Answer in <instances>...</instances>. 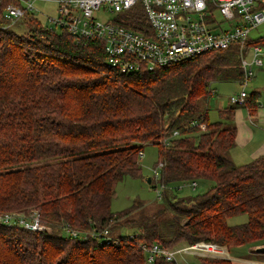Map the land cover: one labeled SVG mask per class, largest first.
<instances>
[{
    "label": "trees",
    "instance_id": "16d2710c",
    "mask_svg": "<svg viewBox=\"0 0 264 264\" xmlns=\"http://www.w3.org/2000/svg\"><path fill=\"white\" fill-rule=\"evenodd\" d=\"M10 3L20 4L0 0V214L37 210L43 229L1 222L0 264H176L147 263L141 246H264V156L234 163L240 106L219 108L216 121L205 107L212 83L242 79L236 48L122 73L108 66L102 40L49 30L30 11L12 22L24 31L13 30L3 16ZM128 14L125 27L148 31L138 8ZM256 41L264 36L249 40ZM257 97L248 93L247 113H255ZM146 143L163 161L162 197L113 212V186L142 176ZM200 179L213 183L178 194L179 184ZM237 214L247 221L228 224Z\"/></svg>",
    "mask_w": 264,
    "mask_h": 264
},
{
    "label": "built area",
    "instance_id": "2783aa9c",
    "mask_svg": "<svg viewBox=\"0 0 264 264\" xmlns=\"http://www.w3.org/2000/svg\"><path fill=\"white\" fill-rule=\"evenodd\" d=\"M20 4L10 3L3 11L9 21L23 17L25 11L38 12L35 4L39 1L56 4V17H49V30L64 29L68 33H77L82 37L102 40L107 64L122 73L141 69L152 70L174 64L188 57L204 52L237 49L240 67L243 70L239 81L241 90L229 96V103L243 106L246 101L245 90L253 77L252 66H261L264 56V42L250 43V33L264 26V0H18ZM138 8L142 13L148 31L139 32L125 27L123 19L128 12ZM114 14L113 18L101 19L97 14ZM218 15L220 18H218ZM263 35L258 34L261 40ZM215 92L208 88V96ZM178 135L175 130L169 135ZM162 143L168 145V138ZM139 156L142 151H139ZM163 161L153 168L154 188L157 199L162 197L164 184L159 182ZM196 186V181L181 183ZM179 184V185H181ZM12 226L16 223L28 231L43 229L37 210L30 213L5 212L0 214V223ZM75 236L76 231L69 228ZM103 232H106L104 229ZM132 236H129V238ZM146 253V262L163 258L176 264H190L178 261L176 256L194 255L199 257L230 258L226 247L211 241H197L178 248L161 247L157 243L142 245Z\"/></svg>",
    "mask_w": 264,
    "mask_h": 264
},
{
    "label": "rangeland",
    "instance_id": "374dc122",
    "mask_svg": "<svg viewBox=\"0 0 264 264\" xmlns=\"http://www.w3.org/2000/svg\"><path fill=\"white\" fill-rule=\"evenodd\" d=\"M56 4L53 2H42L39 1L35 4L38 12L35 13L36 17L41 21L43 25H49V17L55 18ZM101 19L113 18L114 14L102 13L99 10L97 14ZM218 18L220 16L218 15ZM11 28L15 31L22 32L23 26L12 23ZM60 31L61 29H57ZM258 34L264 36V26H261L259 31H252L250 33V39H257ZM263 63L261 66H252L254 69L253 77L248 81L245 88L247 94L255 91L258 93V107L264 105V56L262 58ZM215 92L207 97V102L205 103L206 111L209 120L216 121L219 119V108L228 106L229 96L238 93L241 90V83L237 81H218L212 83ZM244 113L246 111L245 107H238ZM257 125V124H256ZM141 165V177H125L122 180L116 182L113 186L114 194L112 196L110 205L113 212H119L124 208L129 207L134 201L139 200L145 203L154 202L157 199V189L152 187L154 181L151 183L147 181V178L153 180V168L158 165L161 161L158 158V147L152 143H146L142 149V155L139 156ZM213 182L210 180H198L196 181V186L191 188L189 184L178 185L179 195L188 196L197 193L205 192ZM170 190V188L168 189ZM154 205L150 206L153 208ZM247 221V216L244 214H237L228 218L227 222L231 225H236L237 223H244ZM178 244L175 246L179 249ZM230 258H225L236 264H264V253L257 252L254 247L248 245H242L232 248H226ZM178 261H183V259L190 264H198V258L192 255H184L183 258L179 255L176 256Z\"/></svg>",
    "mask_w": 264,
    "mask_h": 264
},
{
    "label": "crops",
    "instance_id": "0c3cea01",
    "mask_svg": "<svg viewBox=\"0 0 264 264\" xmlns=\"http://www.w3.org/2000/svg\"><path fill=\"white\" fill-rule=\"evenodd\" d=\"M254 112L243 113L238 107L234 111L235 146L229 151V157L236 164L248 163L257 156H264V105L257 107Z\"/></svg>",
    "mask_w": 264,
    "mask_h": 264
},
{
    "label": "water",
    "instance_id": "95a60500",
    "mask_svg": "<svg viewBox=\"0 0 264 264\" xmlns=\"http://www.w3.org/2000/svg\"><path fill=\"white\" fill-rule=\"evenodd\" d=\"M147 181L150 182V178L149 177L147 178ZM255 250L257 252L264 253V246H258V247L255 248Z\"/></svg>",
    "mask_w": 264,
    "mask_h": 264
}]
</instances>
